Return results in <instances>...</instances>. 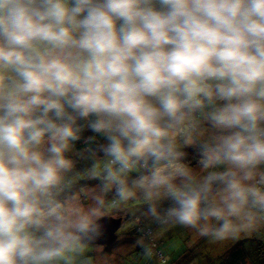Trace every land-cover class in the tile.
<instances>
[{"label":"clouds","instance_id":"clouds-1","mask_svg":"<svg viewBox=\"0 0 264 264\" xmlns=\"http://www.w3.org/2000/svg\"><path fill=\"white\" fill-rule=\"evenodd\" d=\"M85 130L90 205L66 194ZM109 192L264 231V0H0V264H92Z\"/></svg>","mask_w":264,"mask_h":264},{"label":"rangeland","instance_id":"rangeland-1","mask_svg":"<svg viewBox=\"0 0 264 264\" xmlns=\"http://www.w3.org/2000/svg\"><path fill=\"white\" fill-rule=\"evenodd\" d=\"M69 155L73 159L75 165L72 172H74L75 169L81 170L85 168L81 165V162L83 163L86 161L85 157L81 155V152L74 148ZM88 155L89 153H87V156ZM91 162V167L93 168L99 163H95L93 160ZM92 180L94 181V179ZM98 185L99 184L97 182H94L91 186L89 185L88 187H83L82 191H74L71 196L77 198L85 205H90L94 202L98 195L102 194L100 189H98L100 188ZM111 195L114 196L111 192L103 194L105 208L102 209V216L107 214L117 215L122 213L125 215V220L118 230V239L113 245H89L87 257L90 258L92 264H121V254L127 253V250L128 252L132 253L131 258H136V253L132 252V250L136 248L138 242H128L127 244L130 246L128 248L126 244L128 238L125 237V239L123 233L127 227L133 224L134 215H139L141 209H144V211H142L143 214L141 215L143 218H145L146 204L142 197L139 198L141 196L139 193H137L134 198H130L128 201H120L119 203H116V201H119L118 198H112ZM146 216L150 215L146 213ZM145 223L146 225L151 226L158 225L157 234L165 244L161 246V249L170 257L171 260L178 262V264H195L194 261L197 259H199V262L204 261V254L207 248H213V250H211L213 252H223L235 242V240L213 242L211 240L202 238L197 233L188 229H184L178 225H173L170 223L159 225L160 222L156 221L153 217H151L150 220L148 222L146 221ZM123 239L124 242H122ZM142 240H139V242Z\"/></svg>","mask_w":264,"mask_h":264},{"label":"trees","instance_id":"trees-1","mask_svg":"<svg viewBox=\"0 0 264 264\" xmlns=\"http://www.w3.org/2000/svg\"><path fill=\"white\" fill-rule=\"evenodd\" d=\"M99 138L93 137L90 132L86 130L82 133V138L74 146L76 150L81 152V155L85 157V162H81V165L85 168L75 169L72 174L69 175L70 186L67 189L66 194L71 196L74 191H82L83 187L91 186L92 183L97 182L94 178H91L90 173L93 171L92 160L98 163L102 159L99 155H93V150L95 145L98 144ZM190 152V159H195V154ZM87 153L89 155L87 156ZM91 160V161H90ZM77 164V163H76ZM94 179V181L92 180ZM92 180V181H91ZM99 186V185H98ZM100 187V186H99ZM100 189V188H98ZM112 196V195H111ZM110 196V198H111ZM114 196H112L113 198ZM141 198V196L139 197ZM120 201H116L119 203ZM133 207V206H132ZM129 211V209H128ZM144 209H141L139 215H134L133 224L127 227L124 231V238H128V242H138V245L132 252L136 253V258H131L132 253H122L121 254V264H178L170 259V257L161 249L164 242L159 238L157 234V226L146 225L151 216H146L145 218L141 214ZM112 215V214H107ZM105 216V215H103ZM122 219V224L125 220V215L122 213L117 215H112ZM165 224V223H159ZM122 226V225H121ZM118 234V232H117ZM125 238V239H126ZM118 239V238H117ZM143 239V240H142ZM139 240H142L139 242ZM117 241V240H116ZM115 241V242H116ZM114 242V243H115ZM124 242V239L123 241ZM121 242V243H122ZM113 243V244H114ZM120 243V244H121ZM111 244V245H113ZM110 245V246H111ZM109 246V245H106ZM129 248V244H127ZM213 248H207L204 254V261L199 259L195 260V264H264V231L260 233H254L247 236H241L239 240H235L233 244L226 248L223 252H213Z\"/></svg>","mask_w":264,"mask_h":264},{"label":"water","instance_id":"water-1","mask_svg":"<svg viewBox=\"0 0 264 264\" xmlns=\"http://www.w3.org/2000/svg\"><path fill=\"white\" fill-rule=\"evenodd\" d=\"M103 217H104V219L102 220V223L104 225L103 236L94 244L111 245L118 238L117 232L122 225V219L111 215H105Z\"/></svg>","mask_w":264,"mask_h":264}]
</instances>
